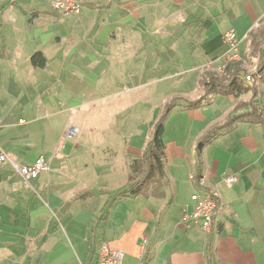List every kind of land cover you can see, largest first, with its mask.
I'll use <instances>...</instances> for the list:
<instances>
[{
	"label": "crops",
	"instance_id": "0c3cea01",
	"mask_svg": "<svg viewBox=\"0 0 264 264\" xmlns=\"http://www.w3.org/2000/svg\"><path fill=\"white\" fill-rule=\"evenodd\" d=\"M53 1L0 0V147L19 167L40 158L49 166L28 181L13 163L0 168V264H97L104 244L122 250L124 264H264V120L239 122L204 148L202 171L222 209L210 233L183 221L204 191L189 179L198 143L254 109L251 92L185 104L204 95L203 73L229 54L227 32L249 54L264 0H83L69 17ZM176 99L165 175L118 198ZM256 100L264 108V82ZM118 109L128 110L120 120ZM145 110L149 118H138ZM70 125L80 132L63 142Z\"/></svg>",
	"mask_w": 264,
	"mask_h": 264
},
{
	"label": "trees",
	"instance_id": "16d2710c",
	"mask_svg": "<svg viewBox=\"0 0 264 264\" xmlns=\"http://www.w3.org/2000/svg\"><path fill=\"white\" fill-rule=\"evenodd\" d=\"M250 42L249 54L242 57L239 61L229 62L222 73L216 69L206 70L201 78V89L204 95L196 100L185 104L187 108H195L203 104H210L214 96H236L251 92L253 100L251 104L254 109L251 112L235 115L230 117L226 123L220 127L209 131L197 145V157L199 167L197 178L203 174V151L219 134L226 130L232 129L239 122H261L264 120L263 107H260L256 98L259 95V89L264 82V27L251 32L248 36ZM258 60L255 71L251 74L254 78V83H250L244 78L247 74L246 65L248 62ZM34 62L39 67L45 66V59L42 55L34 56ZM177 99L167 103L164 112L155 121L151 132L150 141L147 143L143 155L135 159L131 165L129 175V187L117 196H137L146 189L151 182L158 177L165 175V142L164 131L165 122L170 113L178 106Z\"/></svg>",
	"mask_w": 264,
	"mask_h": 264
},
{
	"label": "built area",
	"instance_id": "2783aa9c",
	"mask_svg": "<svg viewBox=\"0 0 264 264\" xmlns=\"http://www.w3.org/2000/svg\"><path fill=\"white\" fill-rule=\"evenodd\" d=\"M83 0H54L52 2V8L63 17L79 16L82 11ZM224 40L229 46V54L225 57L223 63L217 67H210L216 69L222 73L229 62L239 61L242 59L239 53V41L233 31H229L224 35ZM246 80L250 83L254 82L252 75H247ZM79 129L70 125L63 135V142L67 139H75L79 134ZM13 163L10 156L3 151L0 147V168L7 164ZM17 171L21 178L25 181L37 178L43 172L49 170L48 164L43 158H40L32 166H17ZM191 182L195 183L199 187L203 188V193L195 192L192 196L194 201V208L192 212L186 214L183 217L184 222L192 221L199 224L201 228L210 233L215 224V218L219 211L222 209V196L220 192L213 186L209 185L206 180L205 174L197 178V175L192 174L189 176ZM225 182L232 186L237 183L235 176H228L225 178ZM124 252L119 249L111 248L108 244H104L100 249L99 260L97 264H124Z\"/></svg>",
	"mask_w": 264,
	"mask_h": 264
},
{
	"label": "rangeland",
	"instance_id": "374dc122",
	"mask_svg": "<svg viewBox=\"0 0 264 264\" xmlns=\"http://www.w3.org/2000/svg\"><path fill=\"white\" fill-rule=\"evenodd\" d=\"M189 74H190L191 76H193V75L198 76L197 72H189ZM194 83H195V81H193L191 84L194 85ZM183 89H184V87H183ZM193 91H194L193 88H192L191 92L188 91V93L186 94L187 98L194 99V98H196V97L198 96L197 94H194ZM150 100H151V99H150ZM162 101H163V98H162L161 96H160L159 98L155 99V103H156V104H161ZM124 111H128V110H119V109H118V114H117V116H116V117H119L118 120H120V119L122 118V116L125 115L124 113H122V112H124ZM127 113H128V112H127ZM145 113H147V110H145V111L143 112V115H139L138 118H144V119L149 118V117H147V115H146ZM147 114H148V113H147ZM150 114H152V113H150ZM134 117L136 118L137 116L134 115Z\"/></svg>",
	"mask_w": 264,
	"mask_h": 264
}]
</instances>
